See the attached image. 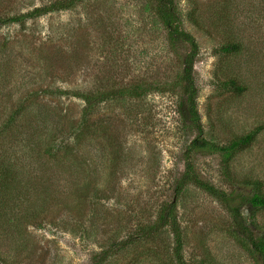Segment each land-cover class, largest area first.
Instances as JSON below:
<instances>
[{
    "label": "rangeland",
    "instance_id": "1",
    "mask_svg": "<svg viewBox=\"0 0 264 264\" xmlns=\"http://www.w3.org/2000/svg\"><path fill=\"white\" fill-rule=\"evenodd\" d=\"M51 1L0 0V17ZM176 3L199 45L205 137L222 145L261 127L226 166L220 155L202 152L193 158L196 170L238 194H250L245 181L257 179L264 193V0ZM230 44L237 49L221 51ZM181 65L156 0H84L24 25L0 26V127L25 104L16 128L0 135L7 142L0 160L9 162L0 171V264H90L111 243L151 226L172 200L188 264H263L233 234L219 199L195 183L174 192L192 139L177 110ZM229 80L239 87L228 88ZM140 82L162 90L104 101L86 119L85 102L61 92ZM81 122L87 127L75 141L72 130ZM242 211L264 226V209L245 203ZM174 244L166 226L104 264H177Z\"/></svg>",
    "mask_w": 264,
    "mask_h": 264
},
{
    "label": "trees",
    "instance_id": "2",
    "mask_svg": "<svg viewBox=\"0 0 264 264\" xmlns=\"http://www.w3.org/2000/svg\"><path fill=\"white\" fill-rule=\"evenodd\" d=\"M82 1L84 0H52L47 4L36 6L23 13L1 16L0 26L8 23L24 25L29 19H35L51 12L69 9ZM156 7L158 16L167 30L169 44L173 51L179 54L181 58V71L174 81L179 87L180 92L177 101V110L183 130L185 133H191L192 135V139L184 151L185 168L174 180V192L178 195L184 190L187 184L195 183L219 199L231 215L233 234L245 242L253 255L264 264V226L259 224L253 215L248 219L242 211L245 203L255 210L264 209V193L261 188V182L257 179L245 181V185L251 187L250 194H238L234 191L227 192L202 178L196 170L195 162L193 161L194 156L202 152L215 153L222 157L226 166L237 152L248 147L255 141L261 127L259 126L246 134L237 136L227 144L222 145L216 144L205 137L202 116L198 104L199 86L195 74V62L199 54V45L193 34L183 27V20L176 0H156ZM236 49V44H230L223 46L221 51L228 53ZM225 84L228 88L239 87L234 80H229ZM154 90L161 91L162 87L154 82H140L125 88L102 91L101 93L82 90L74 92L71 90H61V92L63 94L73 93V96L85 102L83 119H86L92 113L93 109L104 101L112 100L118 96L139 98ZM24 107L25 104H20L13 113L5 118L3 125L0 127V135H4L9 130L16 128L15 124ZM86 127L87 125L85 123L83 124V122L74 126L72 133L75 141L81 138ZM1 143L7 144L4 140ZM8 163L6 160H0V171ZM166 226H170L174 234L175 244L173 246V253L176 263L188 264L183 254L184 236L177 219L175 200H172L163 207L156 222L151 226L142 228L137 234L111 243L106 248L95 253L91 258L90 264H104L111 255L126 245L133 243L142 236L150 237Z\"/></svg>",
    "mask_w": 264,
    "mask_h": 264
}]
</instances>
